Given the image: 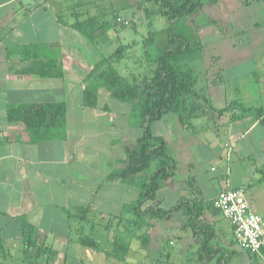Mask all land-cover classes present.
<instances>
[{"label":"crops","instance_id":"1","mask_svg":"<svg viewBox=\"0 0 264 264\" xmlns=\"http://www.w3.org/2000/svg\"><path fill=\"white\" fill-rule=\"evenodd\" d=\"M220 1L214 5L220 6ZM246 1L230 2L226 14L252 3L264 8V0ZM88 8L70 0H0V264H27L36 252L44 264L142 260L129 257L132 242L121 237L139 239L126 229L134 216L124 211V205L137 200L140 188L105 181L112 166L126 157L125 143L142 132L134 123L132 103L113 98L106 88L99 89L96 107L83 103L87 77L105 58L94 52L93 59L85 47L90 49L108 28L97 29L93 38L79 30L76 25L89 19L105 23L103 14L86 15ZM77 69L83 76L75 82ZM260 76L264 78V73ZM254 82L264 92V80ZM204 94L208 101L195 102L198 107L185 123L169 113L152 124L153 133L164 138L176 163L173 177L158 191L155 202L164 207V190L178 191L172 205L183 196L212 201L220 190L230 187L243 189L245 196L249 192L246 199L255 210L250 201V196L256 199L253 185L257 179L264 181L262 97L251 105L236 97L224 107H215L210 95ZM29 103H65V127L34 139L27 126L10 120L7 112L12 105ZM257 107L260 114L249 110ZM202 148L210 151L206 158ZM249 161L255 163L253 167ZM176 214L184 221V241L193 240L190 228L184 226L189 216L183 210ZM83 215L85 219H79ZM102 222H107L100 227L109 234L106 239L93 236L97 250L71 239L77 229L94 231V223ZM215 228L219 236L221 228ZM30 237L34 246L27 244ZM116 237L130 244L128 254L120 258L114 256ZM199 242L195 239V244Z\"/></svg>","mask_w":264,"mask_h":264},{"label":"rangeland","instance_id":"2","mask_svg":"<svg viewBox=\"0 0 264 264\" xmlns=\"http://www.w3.org/2000/svg\"><path fill=\"white\" fill-rule=\"evenodd\" d=\"M239 1L221 0V5L215 6L205 0L202 9L177 24L178 31L184 32L192 43L195 42L201 47L199 56L190 61L195 72V87L210 95L215 107H224L236 97L247 105L258 103L261 97L264 102V92H259L261 87L254 82L255 79L264 80L260 76V73H264L262 50L264 8L260 3H252V6L246 5L226 14L231 4L237 5ZM70 2L89 7L86 15L103 14V19L109 24L107 29L104 28L105 32L95 39L90 49L85 47L90 57L94 59V52L105 57L119 52L114 67L123 76L131 79L132 76L142 78L145 75H153L156 59L163 47L168 45L167 28L170 23V20L158 11L160 4L157 0H70ZM218 17H221V20L215 22V18ZM254 23H260L262 28H256ZM150 32H154L155 35L153 42L146 46ZM99 54H96L97 57ZM82 76L83 71L77 69L72 80L77 82ZM100 99L103 102L104 97L101 96ZM202 149L204 150L201 151L202 157L210 155L208 149ZM254 164L253 161L250 162L252 167ZM204 167L207 169L208 166ZM253 187L256 199L250 196V201L264 219V181L257 179ZM161 192L164 194L162 202L164 207L175 203L179 195L175 190ZM249 194V192L246 194L247 198ZM206 214L214 224L216 220L217 229L221 228V234L216 236L213 244H219L226 252L231 253L232 258L228 264H264V250L260 256L250 258L235 239L230 222L223 215L215 214L211 210ZM183 222L179 214L157 220L148 232L151 235V243L148 246H144L140 238L128 239L127 235L121 236L125 242H132L129 257L142 258L134 264H202L199 263L196 253L200 242L195 244L192 237L189 239L192 243L189 240L184 241ZM105 224L94 223V231L89 230L86 233L106 239L109 233L104 229ZM146 230L145 228L137 233L142 235ZM188 231L191 236V229ZM210 264H216V260Z\"/></svg>","mask_w":264,"mask_h":264},{"label":"trees","instance_id":"3","mask_svg":"<svg viewBox=\"0 0 264 264\" xmlns=\"http://www.w3.org/2000/svg\"><path fill=\"white\" fill-rule=\"evenodd\" d=\"M157 1L160 4L158 11L162 16H166L170 23L167 28L168 45L160 51L153 75H145L142 78L132 76L131 79L123 76L114 67V61L119 57V52H116L94 65L83 90V103L88 107H96L99 89L106 88L113 98L132 103L134 123L141 129L142 133L137 139L125 143L126 157L112 166L105 179L107 182L134 183L140 188L137 200L124 205V211L134 216L127 223V231L138 236L142 244L148 246L151 242L148 230L142 232V235L137 232L149 229L155 220L164 219L183 210L189 216L184 226L191 229L194 239L200 240L196 252L199 263L210 264L216 260V264H228L232 255L226 252L223 246L213 244L217 236L214 227L216 221L214 224L206 216L208 210L222 215L214 207L213 201L183 196L169 207H161L155 202L158 191L173 177L176 163L169 154L168 144L164 138L153 133V122L169 113H176L180 121L185 123L186 118L198 107L195 102L208 101L207 96L196 89L195 72L190 65V61L199 56L201 47L195 42L192 43L184 32L177 30V24L202 9L205 0ZM208 1L215 4L219 0ZM249 2L250 0L245 3ZM99 25L98 20L93 18L78 23L76 27L93 38L97 29L109 24L105 22L104 25ZM150 33L146 46L153 42L155 34ZM65 110H67L65 103H29L12 105L7 112L10 120L23 122L37 140L45 137L43 135L50 133L52 129L60 130L65 127L67 120ZM249 110L255 114L262 112L258 107ZM262 122L264 123V119ZM80 217L79 219H85L84 215ZM71 239L92 250L99 248L95 238L83 230L79 232L77 229V236ZM27 244L35 245L32 237L27 238ZM113 248L114 256L120 258L128 254L130 244L125 243L121 237H116ZM263 250L264 247L260 253ZM246 253L250 258L260 256L259 253ZM38 254L39 252H36L30 256L27 264H44L36 257Z\"/></svg>","mask_w":264,"mask_h":264},{"label":"built area","instance_id":"4","mask_svg":"<svg viewBox=\"0 0 264 264\" xmlns=\"http://www.w3.org/2000/svg\"><path fill=\"white\" fill-rule=\"evenodd\" d=\"M213 205L230 222L234 237L243 251L261 252L264 247V220L250 205L241 188H223Z\"/></svg>","mask_w":264,"mask_h":264}]
</instances>
